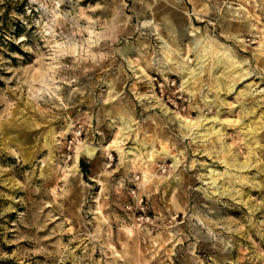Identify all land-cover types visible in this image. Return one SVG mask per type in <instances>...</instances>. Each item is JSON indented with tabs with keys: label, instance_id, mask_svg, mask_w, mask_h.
I'll list each match as a JSON object with an SVG mask.
<instances>
[{
	"label": "rangeland",
	"instance_id": "374dc122",
	"mask_svg": "<svg viewBox=\"0 0 264 264\" xmlns=\"http://www.w3.org/2000/svg\"><path fill=\"white\" fill-rule=\"evenodd\" d=\"M0 264H264V0H0Z\"/></svg>",
	"mask_w": 264,
	"mask_h": 264
},
{
	"label": "bare ground",
	"instance_id": "6f19581e",
	"mask_svg": "<svg viewBox=\"0 0 264 264\" xmlns=\"http://www.w3.org/2000/svg\"><path fill=\"white\" fill-rule=\"evenodd\" d=\"M209 43V42H208ZM199 45V41H196V42H194V48H196L197 46ZM213 45V44H212ZM201 51L203 52V54L201 55V53L200 54H198L197 55V57H198V63H201L202 65L204 64V62L210 57V56H212L213 55V50L210 48V47H203L202 49H201ZM230 56V55H229ZM217 61V63H219V64H221L222 63V60L221 59H217L216 60ZM225 62V61H224ZM182 66V65H181ZM225 66V65H224ZM134 68V67H133ZM198 68H200V67H198ZM188 69V67L187 66H182V73H184V74H186L187 75V78L183 81V83H185V84H189V83H194L196 80H197V78H198V76H200V74H201V72H202V70L201 69ZM243 72V71H242ZM163 73V72H162ZM183 124H184V126L187 128L188 127V125L190 124V122L189 121H184L183 120ZM182 124V123H181ZM191 126H194V124L192 123V124H190ZM183 126V125H182ZM210 128H212V127H210ZM120 129H122V130H125L126 129V125H125V123L124 122H121V128ZM202 130H204L203 131V137H207V136H209V131H210V129L207 127V128H203ZM125 132V131H124ZM247 135V134H246ZM255 140V139H254ZM84 151H85V153L86 154H88V155H90L91 154V152H92V149H89V148H84ZM253 152V151H252ZM165 154H166V152H164ZM226 154V153H225ZM250 154H251V152H250ZM164 155V154H163ZM233 159V158H232ZM175 163V162H174ZM233 165H235V167L237 166H239V167H243V164H239V163H237V162H234V163H232ZM231 164V165H232ZM232 168V167H231ZM233 169V168H232ZM219 175V174H218ZM218 178V176L216 177H212L211 179V181L214 183L215 182V180ZM230 179V178H229ZM225 180V179H224ZM232 180V179H231ZM226 181H228V180H226ZM233 184V183H232ZM235 189V188H234ZM233 189V190H234Z\"/></svg>",
	"mask_w": 264,
	"mask_h": 264
},
{
	"label": "trees",
	"instance_id": "16d2710c",
	"mask_svg": "<svg viewBox=\"0 0 264 264\" xmlns=\"http://www.w3.org/2000/svg\"><path fill=\"white\" fill-rule=\"evenodd\" d=\"M79 168L83 174L84 177H86L87 173H88V168L89 165L87 162H85L83 159H79Z\"/></svg>",
	"mask_w": 264,
	"mask_h": 264
},
{
	"label": "water",
	"instance_id": "95a60500",
	"mask_svg": "<svg viewBox=\"0 0 264 264\" xmlns=\"http://www.w3.org/2000/svg\"><path fill=\"white\" fill-rule=\"evenodd\" d=\"M90 149H92V151H93V155H92V157L94 156V154L96 153V149L95 148H93V147H90V146H88ZM81 155L84 157V158H87V159H91L92 157H88V156H86V155H84L83 154V152L81 153Z\"/></svg>",
	"mask_w": 264,
	"mask_h": 264
}]
</instances>
